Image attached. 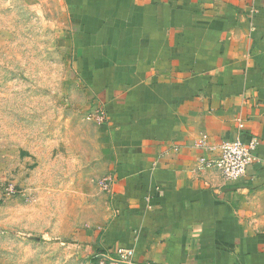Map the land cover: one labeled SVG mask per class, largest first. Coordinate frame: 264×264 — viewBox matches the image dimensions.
<instances>
[{
	"label": "crops",
	"instance_id": "1",
	"mask_svg": "<svg viewBox=\"0 0 264 264\" xmlns=\"http://www.w3.org/2000/svg\"><path fill=\"white\" fill-rule=\"evenodd\" d=\"M68 11L92 179L115 180L100 194V244L134 248L133 264H264V0H68ZM205 135L256 139L258 161L237 181L203 169Z\"/></svg>",
	"mask_w": 264,
	"mask_h": 264
},
{
	"label": "rangeland",
	"instance_id": "2",
	"mask_svg": "<svg viewBox=\"0 0 264 264\" xmlns=\"http://www.w3.org/2000/svg\"><path fill=\"white\" fill-rule=\"evenodd\" d=\"M71 27L68 0H0V264L114 257Z\"/></svg>",
	"mask_w": 264,
	"mask_h": 264
},
{
	"label": "built area",
	"instance_id": "3",
	"mask_svg": "<svg viewBox=\"0 0 264 264\" xmlns=\"http://www.w3.org/2000/svg\"><path fill=\"white\" fill-rule=\"evenodd\" d=\"M258 141L252 139L249 142L241 138L226 139L220 145H213L205 135L198 143L202 150L199 157L200 167L203 169L216 167L220 169L226 180L237 181L245 177L248 168L258 161L255 151ZM114 177L109 176L102 181V189L110 191L114 184ZM114 257L105 252L97 255L100 264H133L135 250L132 247L118 246L114 251Z\"/></svg>",
	"mask_w": 264,
	"mask_h": 264
}]
</instances>
